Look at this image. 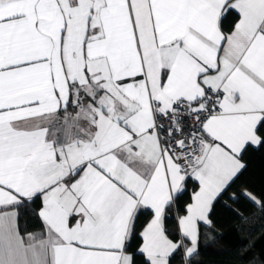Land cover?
Instances as JSON below:
<instances>
[{
  "label": "snow or ice",
  "instance_id": "obj_1",
  "mask_svg": "<svg viewBox=\"0 0 264 264\" xmlns=\"http://www.w3.org/2000/svg\"><path fill=\"white\" fill-rule=\"evenodd\" d=\"M250 153L264 0H0V264H200L264 220Z\"/></svg>",
  "mask_w": 264,
  "mask_h": 264
},
{
  "label": "trees",
  "instance_id": "obj_2",
  "mask_svg": "<svg viewBox=\"0 0 264 264\" xmlns=\"http://www.w3.org/2000/svg\"><path fill=\"white\" fill-rule=\"evenodd\" d=\"M246 160L248 170L242 179L259 193L264 189V156L260 153H250ZM243 210L246 214L249 211L248 209ZM214 219L222 230V240L218 246L202 248L199 257L200 264H246L248 257H242L239 251L249 243L254 244V252L264 251V220L258 219L245 225L242 234L236 227L237 218L228 209L218 205ZM19 224L22 235L39 234L42 231V224L38 219L21 217Z\"/></svg>",
  "mask_w": 264,
  "mask_h": 264
}]
</instances>
